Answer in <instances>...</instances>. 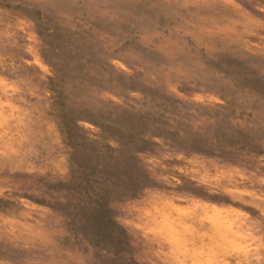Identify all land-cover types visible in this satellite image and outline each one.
Here are the masks:
<instances>
[{
	"label": "rangeland",
	"instance_id": "rangeland-1",
	"mask_svg": "<svg viewBox=\"0 0 264 264\" xmlns=\"http://www.w3.org/2000/svg\"><path fill=\"white\" fill-rule=\"evenodd\" d=\"M0 264H264V0H0Z\"/></svg>",
	"mask_w": 264,
	"mask_h": 264
}]
</instances>
